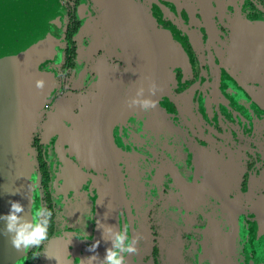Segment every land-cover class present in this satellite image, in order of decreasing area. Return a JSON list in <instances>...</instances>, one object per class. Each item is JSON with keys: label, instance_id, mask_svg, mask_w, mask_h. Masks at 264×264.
I'll return each mask as SVG.
<instances>
[{"label": "flooded vegetation", "instance_id": "flooded-vegetation-1", "mask_svg": "<svg viewBox=\"0 0 264 264\" xmlns=\"http://www.w3.org/2000/svg\"><path fill=\"white\" fill-rule=\"evenodd\" d=\"M45 1L52 86L25 157L52 216L14 264L103 259L107 225L140 237L127 264H264V0ZM141 88L155 108L129 106Z\"/></svg>", "mask_w": 264, "mask_h": 264}, {"label": "water", "instance_id": "water-1", "mask_svg": "<svg viewBox=\"0 0 264 264\" xmlns=\"http://www.w3.org/2000/svg\"><path fill=\"white\" fill-rule=\"evenodd\" d=\"M39 13L55 20L45 0H21L11 8L0 9V216L9 213L10 201H19L26 212L30 206L25 151L36 111L52 86V77L36 69L38 62L53 54ZM248 27L255 30L260 26ZM241 37L239 32L234 38V53L240 64ZM250 40L254 45L256 38ZM38 81L43 82L42 88L37 87ZM5 228L6 221L0 220V264H14L23 251L11 246Z\"/></svg>", "mask_w": 264, "mask_h": 264}, {"label": "clouds", "instance_id": "clouds-1", "mask_svg": "<svg viewBox=\"0 0 264 264\" xmlns=\"http://www.w3.org/2000/svg\"><path fill=\"white\" fill-rule=\"evenodd\" d=\"M37 87L42 88L43 82L38 81ZM158 86L155 82L151 83L148 91L155 95ZM144 89L141 88L137 92V97L133 98L130 102L131 106H139L144 111H149L156 107L154 101L143 97ZM12 194H15L14 192ZM30 206L28 211H25V206L19 201H10V211L4 216H0V220L6 221V228L4 234L9 237V242L17 251L39 247L43 242L49 239L48 225L52 216V211L47 207L42 206L38 202V197H30ZM23 213V215H21ZM30 216V219H29ZM99 228V227H98ZM102 229V238L111 243L105 251L103 259H100L98 254L80 260L81 264H92L95 260H100V264H127L126 257L130 254H137V244L140 237H130L128 229L125 227L123 231L116 226L107 225ZM107 234V236H106ZM73 237V236H72ZM76 237V236H75ZM87 233L85 230L82 236L78 239H86ZM77 238V237H76ZM100 241L97 240L91 244L87 249L91 253H96Z\"/></svg>", "mask_w": 264, "mask_h": 264}, {"label": "rangeland", "instance_id": "rangeland-1", "mask_svg": "<svg viewBox=\"0 0 264 264\" xmlns=\"http://www.w3.org/2000/svg\"><path fill=\"white\" fill-rule=\"evenodd\" d=\"M171 223H172V225L176 224L180 228L179 221L178 222L174 221L173 217H172V222ZM153 227L157 228L158 226L156 224H153Z\"/></svg>", "mask_w": 264, "mask_h": 264}]
</instances>
